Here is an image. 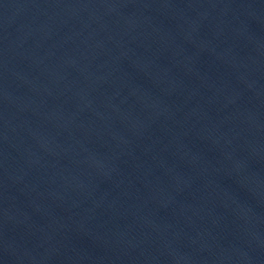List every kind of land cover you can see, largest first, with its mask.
Segmentation results:
<instances>
[{"label":"water","instance_id":"95a60500","mask_svg":"<svg viewBox=\"0 0 264 264\" xmlns=\"http://www.w3.org/2000/svg\"><path fill=\"white\" fill-rule=\"evenodd\" d=\"M0 264H264V0H0Z\"/></svg>","mask_w":264,"mask_h":264}]
</instances>
